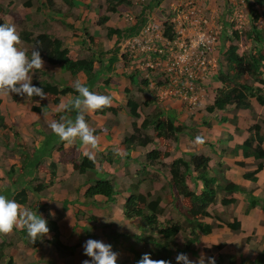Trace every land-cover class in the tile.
I'll use <instances>...</instances> for the list:
<instances>
[{
  "label": "crops",
  "instance_id": "1",
  "mask_svg": "<svg viewBox=\"0 0 264 264\" xmlns=\"http://www.w3.org/2000/svg\"><path fill=\"white\" fill-rule=\"evenodd\" d=\"M57 2L60 3L62 12L65 11L67 16L56 13L51 16V18L55 19L53 22L50 23L47 20L42 22L46 28L43 27L41 29L39 26L36 28L33 24L30 29L26 25L24 30L36 33L35 35L44 32L54 34L69 49V55L72 59L86 58L79 55L86 43L83 42V38H72L71 47L66 44L64 37L73 36L74 34L70 33L72 30H79L81 28L82 32H85L93 41L96 35L100 36L99 31L103 29L107 33L108 28L123 29L135 24L133 15L130 12L125 13L124 17H121L122 20L120 18V14L122 13H119V15H109L106 12L105 0H72L73 6L71 8L64 6L63 0H57ZM96 5H100L99 8H96ZM47 12L50 13L49 10H46L42 16L44 17ZM34 13L31 12V17ZM105 15L109 16V21L101 26L98 24V20ZM58 20L59 25L55 28V25L52 23L56 24ZM115 21L116 24L113 25ZM92 23L94 24L90 25ZM150 27L151 25L149 24L144 30L148 38L147 42H143L142 44V40L138 41L139 44L134 49L136 47L141 50L149 49V41L152 39V36L149 34ZM106 33L105 38H101L100 40L103 42V46H106L107 43L111 47L115 36L109 39ZM77 35H81L80 30ZM138 36L140 34L125 40L124 46L120 47V44H117V47H120V49L116 50L117 53L115 52L113 55L110 53L109 58H104L105 61L103 59L98 62L94 60L95 75L90 91L111 96L112 103L110 106L116 109V113H106L103 116L97 115L95 112L86 114V121L95 130L94 134L98 137L99 141L98 148L93 153L95 157L92 160L95 162V169L93 171L79 174L73 168V162L85 157L83 156V152L88 150L78 138L72 145L66 146L65 143L60 142L59 138L48 127V123L52 120H59L61 115L74 120L76 116L75 112H56L55 109L58 104H54L50 96H47L43 100L39 97L25 100L23 97L15 94H13V99H9L8 94H0L1 115L5 118L8 125L10 127L13 126L18 132V137H16L11 130L6 132L0 131V133L5 134H0V150L4 151L2 152V157L5 160L3 162L0 159V170L3 174L2 179H4V185L0 189L5 190L4 194H8L9 199H12L18 192L25 190L27 201L22 207L30 208L37 214L42 215L44 219L55 222L59 229L61 243L68 248L75 247V252L67 256L58 253L48 243H41L38 247L32 248L30 246L31 240L28 238L26 230L14 229L8 234L9 241L6 240L7 237L5 236L0 241V251L4 253L5 257L9 256V254L11 255L13 264H82L83 260L89 259L83 255L82 247L88 239L99 240L112 245L113 251L118 254L117 264L133 262V259L137 256V252L144 251L142 247L146 244L140 237L148 235L150 231L141 227L139 225L140 221L137 218L127 219L123 213L124 205L128 197L134 193L133 187L139 185L138 191L140 194L146 195L149 192L151 196H155L158 193L162 197V206H172V204H168L165 201V197L170 192L169 181L171 176L169 175V169L167 173H163L162 170L158 169V164L153 165L147 161L146 155L157 148L154 143L146 147H130L124 152L123 156L116 154V150H119L125 137L133 133L132 123L134 119L128 114L127 101L128 99L137 101V95L142 99L140 101L137 98L139 100L137 102L141 104L139 110L141 118L136 120L138 125L141 124L143 117L149 115L155 108L163 110L166 116L176 120V125H183L188 128L192 127L190 125V121L192 120L197 123L199 121L202 123L209 121L206 126L201 125V123L195 127L199 136L204 138V144H208L207 147L206 145L195 144V138L191 136L190 129H187L186 133L179 137V142L173 145L170 156L163 160L162 163L168 166L171 164L172 158L173 161L177 158L187 159L190 154L209 156L213 159V164L217 161H223L225 166L229 168L225 175L229 176L235 184L240 185L248 192H252L251 194L259 199L261 207L257 206L245 215L244 211L247 207L246 198L244 196L240 197L237 193H232L225 197V193H223V197L227 199L234 198L237 200V203L223 206L226 210L219 208L220 204H217V202L210 205L208 212L211 217L206 220L208 223H212L219 216L229 222L233 218H236L241 223L243 234H247L244 231L246 228L255 232L253 236L254 240L247 238L250 242L247 241V243L241 245V252H238V248L235 250V246L233 245L231 255L234 254L235 264H254L259 255L264 251V212H262L264 197L263 201H261V197L257 193V191H264V167L258 173L255 183L246 181L242 176L245 172L254 170L253 161L252 159L245 160L247 166L245 169L240 168L238 162L242 161V156L240 152L233 154L235 146L241 145L248 137L246 129L253 122L252 113L250 111H236L232 109L223 113V117L228 121H222L223 118L220 117L221 119H219L216 113L209 115L206 112L208 114L207 118L204 117L203 120L202 118L205 113L200 110L198 113L196 105L193 102L195 97L190 96L187 90H175L170 87H164L161 84L153 87V83L150 81H147L148 85L146 88L141 87L138 80L143 75L142 70L147 72L143 68V62L147 61L146 56L144 58L139 57V55L132 56L130 53L137 52V50H129L127 47L128 44L132 45L133 41H137L135 39ZM165 41L167 44H170L169 41L163 38L162 45H164ZM87 44L92 45L90 40ZM20 47L27 49L29 55L33 48L35 50L33 45H25L22 42ZM110 49L108 48V50ZM103 52H106V50H103ZM91 53V56H93L95 49ZM113 56H116L117 59L114 63L110 64V59ZM131 57L141 59L131 61ZM101 63H103L102 66L98 68L96 64ZM146 66L155 69L156 65L154 66L147 62ZM133 69H135L133 72L137 73L134 74L133 79H130ZM33 78L35 79V81L32 80L33 85L51 83L57 85L58 89L65 87L73 88L74 82L77 79L87 84L83 73H79L73 77L60 66H52L45 61L43 69L34 73ZM135 86L136 90L133 91ZM127 90L128 93L126 92ZM146 96L156 99L155 103L148 107L152 109L148 114H144V110L148 108L142 105L144 102L151 100L145 99L144 97ZM72 98L74 96L71 94L60 96L59 103L62 101L66 103ZM252 105L253 112L256 113L257 117L258 111L263 110L264 112V108L259 107L254 102ZM227 113H229V116ZM257 117L254 118L257 119ZM260 118L261 121H264V117ZM207 130L213 134L211 136L207 135ZM148 133L150 135L153 134L152 130ZM50 137H53L52 141L49 140ZM158 149L160 150L159 147ZM39 152L40 155L37 154ZM25 154H28L30 159H37L38 164L30 166L27 171L23 172L22 156ZM51 164L54 165L55 171V176L52 179L49 172ZM13 165H16L13 170L14 172L9 175V169ZM147 178H152L153 180L148 181ZM2 179L0 178V180ZM161 179L164 182L159 187ZM99 180H110L113 183L115 193L111 200L101 195H97L92 199L85 198L87 189ZM191 182L193 183L190 178L188 184H191ZM40 185L41 187L38 190H33ZM149 186L151 189L148 188ZM199 187L202 189L201 186ZM14 192L15 194L12 195ZM167 211L169 212V210ZM225 213L228 214L227 217ZM222 230L224 232L228 231L227 228L216 229L215 233L209 236L216 235L218 237L217 232ZM228 233L227 237L230 236L232 241L237 238V235L234 233ZM204 239L207 238L203 237ZM227 240L224 243H227ZM204 245L205 248L210 249V255L205 254L202 257L193 255L196 256L195 259L192 257V261L195 264H199L201 258L205 259V264H207L208 257H215L217 259L221 253L224 254L225 250L230 247L227 244L220 248L222 244L211 242V245H214L215 248L213 250V248L206 246L208 244ZM57 257H60L62 261L57 262ZM3 262L1 261L0 264ZM219 264L229 263L227 259L222 257V261Z\"/></svg>",
  "mask_w": 264,
  "mask_h": 264
},
{
  "label": "trees",
  "instance_id": "2",
  "mask_svg": "<svg viewBox=\"0 0 264 264\" xmlns=\"http://www.w3.org/2000/svg\"><path fill=\"white\" fill-rule=\"evenodd\" d=\"M255 1L259 5H264V0ZM162 2L163 0H152V3L146 9L152 10L158 8ZM59 4L57 0H23L22 6L24 9L21 13L25 16V20L31 21V9L36 5L35 13L44 14L46 10H49L51 15L61 13L63 16H67L65 11L62 12L61 5ZM63 4L69 8L73 6L72 0L71 2L70 0H63ZM105 5L106 12L109 15H119V13L125 14L127 12L133 13L130 11L134 5L131 0H105ZM144 10L145 8H142L140 14L133 16L135 24L123 29L108 28L106 33L107 38L110 39L112 36H115L118 39L127 40L138 35L146 23L143 18ZM122 14H120V17L123 16ZM260 17V14L256 10L252 11L251 28L246 34L247 39L258 44L254 52L239 54L238 46L230 45L224 53L226 70L219 69L217 74V80L221 83V87L215 91L213 103L206 107V112L209 115L216 113L219 119L223 118L222 121H228L223 117V113L232 109L236 111H250L252 113V103L254 101L259 107L264 108V88H262L264 87V80L261 79L264 67V28H258L256 25ZM14 18L20 19L18 15H14ZM107 21H109V16L105 15L99 18L98 24L103 26ZM3 23L0 22V24ZM33 24L34 27L38 28L37 22ZM164 28L163 37L171 42L175 36L173 29L168 23L164 24ZM19 34L21 42L25 45H33L35 50L40 51L42 59L49 65L60 66L73 77L79 73H83L87 80L86 85L89 89L92 87L95 75V61L93 58L72 59L69 55V49L65 47L63 41L49 32L35 35L31 31L21 30ZM85 35L83 36V42L87 43L90 40L92 43V38L88 37L87 34ZM234 37L236 39L239 38L237 32H234ZM116 59V56H113L110 59V64L114 63ZM135 73L137 72H133L130 75V79L134 78ZM244 77H251L254 84L257 83L259 86L240 82ZM147 81L143 80L140 86L146 88L148 85ZM34 85L42 87L48 94L47 96L52 98L54 104H59L60 96H66L67 94L75 96L73 88L65 87L58 89L57 85L51 83ZM126 92L128 93V90ZM154 99L144 102L142 104L143 107L148 108L153 105L156 101ZM140 108L141 104L128 99V114L134 119L132 123L133 133L125 137L119 150L124 153L130 147H146L154 143L157 148L150 151L146 155V159L153 165L161 164L163 160L170 156L173 145L179 142V137L186 133L187 127L176 125V120L166 116L165 112L159 108H155L149 115H145L141 124L138 125L136 120L141 118L139 114ZM106 113H116V109L108 106L95 112V114L102 116ZM201 125L206 126L208 122H203ZM9 130L18 137V132L13 126L10 127L8 125L0 112V131L6 132ZM150 130L153 132L152 135L148 133ZM246 132L248 133L247 139L241 145L235 146L233 154L240 152L242 161L238 162V166L243 169L247 166L245 160L252 159L255 166L254 170L245 172L242 177L246 181L255 183L258 173L264 167V121L255 118L252 124L247 127ZM195 133L196 129L195 132L190 133L193 138H195ZM202 145L205 146L206 144ZM22 161L23 172L27 171L30 166L38 164L37 159H30L28 154L22 156ZM15 166L10 167L9 175L14 172ZM73 168L79 174H84L95 169V162L82 157L79 161L73 162ZM228 170L229 168L225 166L223 161H217L213 164V159L203 154H190L189 158H177L170 164V192L165 197V201L168 204H172V207L177 208L181 212L184 218L183 221L185 222L184 227L181 222H174L170 217L167 218L166 222L160 220V216L166 211V208L161 204L162 197L160 194L158 195L157 193L155 196H151L149 192L146 195L140 194L138 191L139 185L133 187L134 193L128 197L123 208L124 216L127 219L137 218L140 221L139 225L150 231L148 235L140 237L149 249L145 252H137V258L141 259L143 254L149 253L153 260H171L172 264H176L175 257L179 253L187 254L190 260L194 257L193 255H197L198 257H202L205 254L210 255V249L204 247L203 242L206 239L203 240V237H208L212 233H215L216 229L227 228L228 232L237 235L241 231L242 226L236 218H233L229 222L219 216L212 223H208L206 220L211 217L208 212L209 206L217 202V197L220 193H225V197L232 193L244 194L247 201V207L244 211L245 215L260 205L258 199L246 193L244 188L235 184L229 176L225 175ZM49 172L52 179L55 176L53 164L50 165ZM190 178L194 182V186L188 184ZM147 180L151 181L153 179L147 178ZM40 187L41 185L33 190H38ZM114 193L115 189L110 180H99L87 189L85 198L92 199L97 195H101L111 200ZM225 197L220 201L223 206L237 203L236 199H227ZM13 199L21 206H24L27 201L26 191L22 190L18 192ZM262 212H264L263 206ZM46 221L49 233L42 240H37L35 243L31 241L30 246L36 248L41 243H48L61 255H72L75 247H65L60 241L57 224L50 220ZM184 231H189V235H187L182 245H178L176 242L177 237ZM232 248L233 246L231 245L225 250L226 254L221 253L216 259V264L222 261V257L227 259L229 264H235L234 254L231 255ZM1 261H4L5 264H13L12 256L9 254V256L5 257L2 251H0V263ZM254 264H264V251L259 255Z\"/></svg>",
  "mask_w": 264,
  "mask_h": 264
},
{
  "label": "rangeland",
  "instance_id": "3",
  "mask_svg": "<svg viewBox=\"0 0 264 264\" xmlns=\"http://www.w3.org/2000/svg\"><path fill=\"white\" fill-rule=\"evenodd\" d=\"M131 1L134 4L132 10H130L131 12H133V16H137L138 14H140L142 8H145V10L143 11V18L146 22L144 26L145 28L141 32H139L140 36H138L135 40H142V44L143 42H147L148 38L146 37L144 30L149 24L151 25L149 34L152 36V39L150 38L151 41H149L150 49L141 50L140 48L136 47L133 50H137V52H128L132 56L139 55V57L141 58H144L146 56L147 59V61L143 62V68L147 70V72L142 70L143 75L138 80V83H141L146 79L153 83V87H157L158 84H161L164 85V87H170L175 90H188L190 96L195 97L193 102L196 105L195 107L197 108L198 113L199 110L205 113L202 118L204 120V117L207 118L208 115L206 113V107L213 103L215 91L221 87V83L217 80V74L219 69H223L224 71L226 70V62L224 56V53L227 50L226 48H228V46L230 45H236L238 46L239 54L254 52L255 47L258 44H255L253 41L247 39L246 34L251 28L252 11L256 10L261 16L258 23L256 24L257 27L264 28V5L257 4L255 0H163L158 8L148 10L146 8L150 3H152V0ZM22 3L23 0H0V22L15 24L17 31L20 32L21 30L25 29L24 27H26V25H28L30 29L31 25H33L34 22H37L39 28L41 27L42 29L43 27L46 28V26L42 24V22L47 20L51 23L53 22V20H55L51 18V12L45 13L44 17L41 13H34L36 5H34L31 9V12L34 13L32 15L31 21L25 20V16L21 13V11L24 9ZM99 6L100 5H96V8H99ZM14 15H18L20 19H15ZM122 15L123 18L124 14ZM133 21L135 22L134 18ZM58 22L59 20L56 22V24L52 23L53 25H55V28L59 25ZM165 23L171 25L175 36L170 44H167L165 41L164 45H162ZM93 24L94 23L90 25ZM115 24L116 21L113 25ZM79 30L81 32L80 36L77 35L79 33ZM79 30H72L70 33L72 35L74 34L73 36L69 35L64 37L65 42L69 45V47H71L72 45V38H83V36L85 35V32H82L81 28ZM105 31L106 30L104 29L102 31H99L100 36L96 35V37L93 38L92 45H88L87 43H85V45L83 46L84 48L82 47L81 53L79 55L88 59L93 57L94 60H97L96 62H98L99 60L101 61L102 59L105 61L104 58H109L110 53H112L111 55H113L116 50L120 49L122 45L124 46L125 40L118 39V37H114V41L111 43V47H109L107 43L106 46H103V42L100 39L105 38ZM234 32H237L239 36L238 39H236L235 37L233 38ZM117 44H120V47H117ZM128 46L130 47V45ZM108 48L111 49L108 50ZM94 49L96 56L95 54L91 56V52L94 51ZM103 50H106V52H103ZM178 56H184V60L178 59ZM141 58L131 57L130 60L135 61L136 59L138 60ZM147 62L154 66L156 65L155 69L147 67ZM176 62H178V64H175ZM102 64L103 63L96 64V66H98L99 68L100 66H102ZM134 70L135 69H133L131 72H133ZM147 76L150 77L147 78ZM261 79L264 80V67ZM33 80L35 81L34 78ZM240 82H247L250 85L259 86V84L257 83L254 84L251 77H244ZM135 90L136 86L134 87L133 91ZM8 98L13 99V94H8ZM137 98H139L140 101L142 100L138 95ZM137 98L136 100L139 101ZM144 98L151 99V96H146ZM151 110V107L145 109L144 114L150 113ZM257 113H259L257 114L258 117L255 115L256 113L252 112V117L253 115H255L254 117H257L258 120H261L260 117H264L263 110L258 111ZM227 114L229 116V113ZM254 117L253 120H255ZM201 123V121L197 123L196 121L192 120L190 121V125L192 127H187V129H190V133L195 132V127H197ZM206 133L209 136L213 134L209 130H207ZM0 134L5 135L4 133ZM196 136H199V133L197 131ZM52 138L53 137H50L49 140L52 141ZM53 141L55 140L53 139ZM207 146L208 144H206V147ZM1 150L0 159L4 162L5 160L2 157V152L4 151ZM37 154L40 155V152ZM171 160L173 161V158ZM169 166L170 165L166 166L161 163L158 164V169L162 170L163 173H167ZM163 177L165 178V176ZM0 178H3L1 170ZM3 180L4 179L0 180V187L4 185ZM163 182L164 180L161 179L159 187L163 184ZM193 183L191 182L192 186H194ZM148 188L151 189L150 186ZM245 191L249 195L253 196L251 194L252 192H248L246 189ZM257 193L259 194V197H261V201H263L264 191H257ZM14 194L15 192L12 195ZM222 194L223 193H220L217 197V204H220L219 208H223V210H226L220 202L221 199L224 198ZM239 195L240 197H246L244 194ZM262 204H264V201L262 202ZM259 206L261 207V205ZM165 208L166 211H164L163 215L160 216L161 221L166 222L167 218L170 217L174 222H181L183 227L185 226V222L183 221L184 218L177 208L175 209L172 206H167ZM167 210H169V212ZM227 216L228 214L226 215V217ZM244 231L247 234H243L242 231H239L237 234V238L233 240L234 242L232 241V238H230V236L227 237V234H229L228 231H226V233L222 230L217 232L218 237L216 235L212 237L208 236L203 243L211 245V242H216V244H222L220 245V247L226 246L227 244H229L230 246L234 245L235 250L236 248H238V252H241V245L249 241L247 240V238L254 240V231L248 228H246ZM8 234H0V241L3 240V236L7 237L6 240L9 241ZM187 235H189V231H184L183 233L178 235L176 240L178 245H182L184 243ZM225 240H227V243H224ZM211 248L215 250L214 245H211ZM142 249L144 250L143 252H145L149 248H147V245H145L142 247ZM135 257L136 258L133 259V262H129L128 264H137V261L140 258H137V256ZM195 257L196 256H194V259ZM56 261L61 262L62 259L60 257H57ZM2 264L5 263L3 262Z\"/></svg>",
  "mask_w": 264,
  "mask_h": 264
},
{
  "label": "clouds",
  "instance_id": "4",
  "mask_svg": "<svg viewBox=\"0 0 264 264\" xmlns=\"http://www.w3.org/2000/svg\"><path fill=\"white\" fill-rule=\"evenodd\" d=\"M20 45L21 38L16 25L6 22L0 24V94H15L25 100L32 97L46 99L48 94L43 88L32 83L33 74L43 69L44 61L40 51L33 48L29 55L28 50L22 49ZM73 89L74 98L66 103L60 102L55 111L75 112V119L61 115L59 120L48 123V127L66 146L72 145L78 138L88 149L83 152V156L94 160L93 153L98 148L99 141L94 134L95 130L89 126L85 117L86 114L110 106L112 98L109 95L90 91L89 87L79 79L74 82ZM194 143L204 144L205 140L202 136H196ZM116 154L124 155L119 150H116ZM4 192L5 190L0 189V234H8L14 229H24L32 243L42 240L49 233L46 219L32 209L22 207L16 200L9 199ZM206 246L211 247V245ZM82 247L83 255L89 258L83 260L82 264H117L118 254L113 251L110 244L88 239ZM175 260L176 264H195L185 253H179ZM137 264H172V261H156L151 259L149 253H145ZM199 264H205V260L201 258ZM207 264H216L215 257H208Z\"/></svg>",
  "mask_w": 264,
  "mask_h": 264
},
{
  "label": "built area",
  "instance_id": "5",
  "mask_svg": "<svg viewBox=\"0 0 264 264\" xmlns=\"http://www.w3.org/2000/svg\"><path fill=\"white\" fill-rule=\"evenodd\" d=\"M139 44V42L138 41H133L132 42V45L131 44H128V45H130V47L127 45V47H128V49L129 50H133L134 49V47L136 46V45H138ZM150 49V48H149ZM183 57V58H182ZM178 59H180V60H184V56H178ZM175 64H178V62H176ZM188 91V90H187ZM188 93H189V91H188Z\"/></svg>",
  "mask_w": 264,
  "mask_h": 264
}]
</instances>
